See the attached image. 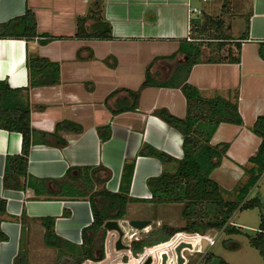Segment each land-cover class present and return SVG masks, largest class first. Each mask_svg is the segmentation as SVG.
Wrapping results in <instances>:
<instances>
[{"label":"crops","instance_id":"1","mask_svg":"<svg viewBox=\"0 0 264 264\" xmlns=\"http://www.w3.org/2000/svg\"><path fill=\"white\" fill-rule=\"evenodd\" d=\"M189 3L192 0H0V23L21 16L30 9L36 14L38 31L58 37L46 44H41L38 38H0V80L7 81L14 88H29L34 130L54 132L56 125L65 120L83 128L81 133L60 132L67 141L64 147L33 143L28 176L24 178L26 183L31 176L47 179L44 188L50 190L55 188L53 180L62 178L72 167L104 166L111 172L105 186L109 191L117 192L125 163L135 160L130 196L141 201L129 203L128 208L131 204L150 202L147 180L168 171L164 165L173 164L176 170L177 161L184 156L182 134L156 116L154 111L166 108L178 117H185L186 96L178 86L151 85L142 90L135 110L113 112L125 107L129 97L125 91L110 95L119 89L138 90L150 63H153L151 73L158 83L167 82L185 63L186 56L179 52V48L180 42L187 37ZM238 5L242 8L237 16L227 18L225 24L227 34L236 38L235 41L246 35L245 39L240 38V61L214 58L209 62L204 59L195 64L188 75V82L196 86L203 97L213 98L219 94L238 102L243 118L241 125L221 123L211 139L213 145L229 143L221 166L212 173L227 200L235 199L239 188L247 182L245 168L251 166L249 158L256 154L261 143L252 126L259 116L264 115V58L259 49L264 42V0H241ZM223 6L224 2L221 13L223 9L229 11ZM245 6L247 10L244 12ZM91 11L97 12L96 17L86 21V29H96L99 24L97 17L100 16L111 24L114 38L75 36L78 17H85ZM230 14L227 12L221 18L225 20ZM195 15L202 19L212 14L202 10ZM230 50L233 57L238 55L233 42L221 53L227 56ZM174 53H177L174 58H161ZM29 56L45 57L58 63L59 83L31 86L27 67ZM101 126L109 127L111 135L108 140H102L98 131ZM22 142L21 133L0 128V198L6 201L7 209L0 215V228L8 236L7 240L0 242V264L15 263L23 235L26 241L29 238V242L41 241L43 246L46 245L43 219L54 218L55 233L76 245L83 243V231L94 221L88 198L38 197L30 186L25 190L4 187L6 158L21 154ZM144 145L161 150L175 160L162 163L152 156H138ZM262 181L251 191L248 199L253 198ZM146 186L149 193L142 195ZM259 191L258 194L263 195L261 188ZM158 205L160 213L172 215L171 208L163 207L167 204ZM240 211L244 210L237 211L230 219L237 224L234 226L253 232L260 230L237 223L235 217ZM24 214L28 217L25 224L22 222ZM129 219L145 218L133 216ZM166 221L164 216H157L151 225L159 226ZM223 234V231L213 233L218 240L209 248L210 251ZM46 246L44 248L49 247ZM204 255L199 256L198 263Z\"/></svg>","mask_w":264,"mask_h":264},{"label":"trees","instance_id":"2","mask_svg":"<svg viewBox=\"0 0 264 264\" xmlns=\"http://www.w3.org/2000/svg\"><path fill=\"white\" fill-rule=\"evenodd\" d=\"M226 5L224 4L223 7ZM77 19V38L112 39L111 24L98 16L99 24L96 29H86V21L95 18L96 13ZM192 40L186 38L180 42L179 52L185 54V63L175 74L163 83L156 82L149 64L146 70V78L138 90L119 89L110 97L120 91L128 95V104L125 107L114 109L113 112L135 110L138 107L142 90L151 85L178 86L182 89L187 99V113L185 117H178L166 108H159L154 114L167 124L177 129L182 134V146L184 156L177 161V169L174 172L164 171L156 177L147 180L151 196L149 198L155 204H182V216L185 226L173 227L162 224L151 229L140 240L133 241L131 251L133 254L142 252L144 247L157 245L169 241L177 232L187 231L205 234L210 230L223 231L227 235L245 234L251 246L256 248L264 260V213L261 214V223L258 231L253 234L242 231L240 227L228 224L233 215L239 210L261 207L259 197L248 199L251 191L258 185L264 175V115L259 116L252 126V131L261 138V143L255 155L249 158L250 167L245 170L248 175L247 182L240 188L235 199L227 200L222 194L220 185L211 175L220 167L223 158L229 149V143L223 142L217 145L211 143L218 126L223 122L241 125L243 118L239 112L238 102H234L222 95L213 98L203 97L201 91L188 82L191 68L204 60V49L217 48L221 52L228 44L233 42L238 55L233 57L232 50L225 58L216 60L240 61V38L227 34L225 20L221 17L213 18L205 15L202 19L192 20ZM0 38H23L33 40L38 38L41 44H46L58 39L50 34L40 33L37 26V17L34 11L28 9L18 17L0 23ZM260 55L264 58V42L260 44ZM177 53L167 57L174 58ZM212 62L214 58H208ZM27 67L30 73L31 86L55 85L60 81V66L48 58L29 56ZM0 128L8 131L19 132L22 135V152L19 155H8L5 163L3 184L6 189L25 190L27 186L34 189L36 196L88 198L91 201L94 221L92 225L83 231V243L76 245L55 233V219H43L46 226L44 242L47 246L60 252L73 256V264H84L87 260L99 261L105 257V247L101 246L98 254L94 242L97 234L102 239L107 237L104 224L107 220L127 219V209L131 202L141 200L130 196L131 182L135 169V160L125 163L121 186L119 191H109L105 184L111 177V172L104 166L97 167H72L60 179H54L55 188H44L47 179L28 176L29 153L33 143L54 144L59 147L67 145L60 132L72 131L81 133V125L73 121H61L56 125L54 132H42L32 128L31 105L29 102V88H14L7 81L0 80ZM98 131L102 140L110 138V130L107 126H101ZM138 156H152L162 163L174 161L175 158L152 146L144 145L138 151ZM6 201L0 198V215L5 214ZM206 211V212H204ZM210 212V213H209ZM209 213V214H208ZM68 215V212H65ZM28 221L26 214L22 217L25 224ZM8 239L0 228V242ZM129 239H131L129 237ZM226 242V241H225ZM224 244L226 245L227 243ZM24 235L22 237L21 250L14 264H28V256L24 248ZM235 244L233 248H237ZM199 264H230L224 257L207 252Z\"/></svg>","mask_w":264,"mask_h":264},{"label":"rangeland","instance_id":"3","mask_svg":"<svg viewBox=\"0 0 264 264\" xmlns=\"http://www.w3.org/2000/svg\"><path fill=\"white\" fill-rule=\"evenodd\" d=\"M240 1L241 0H232V1H230V0H209L208 2H205L203 0H192V5L194 7L195 6L199 7V9L201 11L203 10V11L211 13L212 15H210V17H213V18L224 17L227 12H230L232 14H230V16L227 15L226 19H225V22H227V18H229V17L232 18L233 16L236 17L237 16L236 13L238 11H240V8H242V6L238 5ZM223 2L226 5L224 8H228L229 11H226L223 9L224 13L223 12L221 13V8L223 5ZM245 8L246 9H243L244 12L247 10L246 6H245ZM195 14L193 15V18H197L198 15H195ZM209 50L210 49H207V47H206V49H204L205 54L203 55V58L205 60L210 58V57L215 58V59L225 58L224 56H222L223 54L221 52L216 51V50H218L217 48H213L212 51H209ZM208 51H209V53H208ZM164 167L168 171H174L176 166L173 164H170V165H164ZM152 175H154V174H152ZM211 177H212V175H211ZM263 177H264V175L260 179L261 181H262ZM261 183L262 184L259 187V189L261 188L263 195L258 194V192H260V191H259V189H257V191H255V193H253L252 197L253 198L259 197L261 199L262 206L260 208L256 207L254 209H247V210L240 211L239 213H237V215L235 217V221L237 223H239L241 225L246 224L249 226L259 228L260 223H261V219H262L261 214L264 213V179ZM240 188H239V190H240ZM226 192L227 193H225V191H224L225 194H229L230 196H232L230 192H228V191H226ZM148 193H149L148 187L145 190V192L144 191L141 192L142 195H145ZM225 196H227V195H225ZM227 198H230V197H227ZM159 207L160 206L158 204H155L152 201H150V202L145 201V202H141V203L131 204L128 208V217L125 220H130L129 218H132L133 216L134 217L137 216V217L145 218V220H151V221L153 220V222H155V220L157 219V216L162 215L167 219L166 224H168V225H171L173 227L185 226L186 222L182 216L181 204H171V205L167 204L166 206H163V207L171 208L173 210L172 215H168V216L164 215V213H160ZM204 212H206V211H204ZM169 217L171 219H168ZM123 224L127 225V223H124V222H123ZM162 224H165V222H162ZM159 226H157L156 224L153 223V225H151V228L155 229ZM242 230L245 232H248L250 234L254 233L252 230L243 229V228H242ZM109 232L110 231L107 232V237L105 240L102 239V236L100 233L96 235L94 245H95V248H96L99 255H100V251H101V249H100L101 246L104 245V247L106 248V241H107ZM209 232L211 234L218 233V231H215V230H210ZM219 232H221V231H219ZM141 235L143 237H145L147 235V233H145V234L143 233ZM25 242L26 243H25L23 249L27 253L28 264H73L74 263V259H73L72 255H70L69 253L60 252L55 248H49L46 245H44V246H46L47 248H44L41 241L40 242H29V238H28L27 241L25 239ZM224 242L227 244L225 245ZM235 244H238L237 248H233V246ZM209 248L210 247H208L206 250H202V246H200L199 244H196V243L193 244L190 249L189 248H183L181 253L185 259L184 264H199L197 262L199 256L202 253L206 254L207 252H209L210 251ZM191 249H194V250H191ZM197 250L199 252H197ZM194 251H196V252H194ZM212 251L214 253L220 255V256H223L230 264H264V260L261 256V254L259 253V251L256 248L251 246V244L249 243L248 238L246 237L245 234H238V235L237 234L236 235L223 234V236H221V238L219 239L218 244L215 247H213ZM105 258H106V254H105V257L103 259H105ZM87 261H89V260H87Z\"/></svg>","mask_w":264,"mask_h":264},{"label":"built area","instance_id":"4","mask_svg":"<svg viewBox=\"0 0 264 264\" xmlns=\"http://www.w3.org/2000/svg\"><path fill=\"white\" fill-rule=\"evenodd\" d=\"M206 1V0H205ZM197 13H201V11L189 3V27L187 32L186 39L188 41L192 40V20L193 15ZM127 223V225H124ZM228 224L237 225L236 223L229 221ZM119 225L124 232L123 235V243L125 245H129V250H117L116 249V242L119 238V232L116 230L110 231L107 241H106V248L105 254L106 258L99 261L89 260L84 264H145V262L151 258L152 261L150 264H163V256L166 254V264H178V255L176 249L182 243H190L202 245V241L205 239L209 242V247H212L216 244L218 240V236L207 232L205 234L201 233H192L181 231L177 232L169 241L160 243L157 245L146 246L144 247L142 252L137 254H133L131 251V244L133 241H137L143 239L144 237L141 234L148 233L152 228L148 226L144 229H137L130 225L129 220H119ZM130 231V232H129ZM130 233V234H129ZM129 237L131 239H129Z\"/></svg>","mask_w":264,"mask_h":264},{"label":"water","instance_id":"5","mask_svg":"<svg viewBox=\"0 0 264 264\" xmlns=\"http://www.w3.org/2000/svg\"><path fill=\"white\" fill-rule=\"evenodd\" d=\"M129 223L130 225H132L133 227L141 230V229H144L148 226H151L152 224V221L151 220H145V219H132V220H129ZM104 228L107 230V231H113V230H116L119 232V238L116 242V249L117 250H129L130 246L129 245H125L123 243V235H124V232L123 230L121 229L120 225H119V220H116V219H110V220H107L104 224ZM202 250H206L208 247H209V242L207 240H203L202 241ZM192 245L190 243H182L181 245H179V247L176 249L177 251V255H178V264H184L185 263V259L184 257L182 256V249L183 248H191ZM166 259H167V255L165 254L163 256V264H166ZM152 261L151 258H149L145 264H150Z\"/></svg>","mask_w":264,"mask_h":264},{"label":"bare ground","instance_id":"6","mask_svg":"<svg viewBox=\"0 0 264 264\" xmlns=\"http://www.w3.org/2000/svg\"><path fill=\"white\" fill-rule=\"evenodd\" d=\"M192 250V249H191Z\"/></svg>","mask_w":264,"mask_h":264}]
</instances>
